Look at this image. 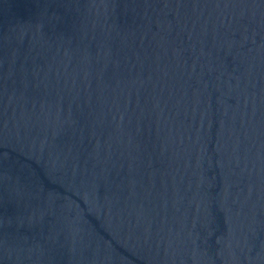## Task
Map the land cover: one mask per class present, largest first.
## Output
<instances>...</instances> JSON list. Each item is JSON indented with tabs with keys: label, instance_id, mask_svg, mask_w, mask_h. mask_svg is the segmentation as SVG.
<instances>
[{
	"label": "water",
	"instance_id": "95a60500",
	"mask_svg": "<svg viewBox=\"0 0 264 264\" xmlns=\"http://www.w3.org/2000/svg\"><path fill=\"white\" fill-rule=\"evenodd\" d=\"M0 264H264V0H0Z\"/></svg>",
	"mask_w": 264,
	"mask_h": 264
}]
</instances>
